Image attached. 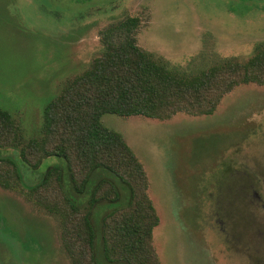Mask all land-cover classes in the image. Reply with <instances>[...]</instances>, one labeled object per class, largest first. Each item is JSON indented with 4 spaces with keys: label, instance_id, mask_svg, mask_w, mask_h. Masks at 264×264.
I'll return each mask as SVG.
<instances>
[{
    "label": "rangeland",
    "instance_id": "obj_1",
    "mask_svg": "<svg viewBox=\"0 0 264 264\" xmlns=\"http://www.w3.org/2000/svg\"><path fill=\"white\" fill-rule=\"evenodd\" d=\"M35 1L21 14L16 1L0 0V106L27 136L40 131L44 107L64 81L103 50L100 31L127 16L140 17L142 47L182 70L245 58L264 42V0H60L61 10L84 14L58 24L37 14ZM103 121L145 164L161 217L154 244L162 264H264V85L238 86L211 115L107 113ZM62 161L48 157L37 174L20 166L28 181ZM110 207L95 211L97 226ZM0 264H71L56 217L1 187Z\"/></svg>",
    "mask_w": 264,
    "mask_h": 264
},
{
    "label": "trees",
    "instance_id": "obj_2",
    "mask_svg": "<svg viewBox=\"0 0 264 264\" xmlns=\"http://www.w3.org/2000/svg\"><path fill=\"white\" fill-rule=\"evenodd\" d=\"M140 26V17L127 16L101 30L103 50L64 81L44 107L38 133L27 136L20 119L0 106V152L15 150L0 153V187L56 217L71 264H162L149 174L124 135L104 123L105 114L211 115L238 86L264 85V42L245 58L182 70L140 45ZM50 156L63 161L27 181L20 162L37 174ZM109 205L97 226L95 211Z\"/></svg>",
    "mask_w": 264,
    "mask_h": 264
},
{
    "label": "flooded vegetation",
    "instance_id": "obj_3",
    "mask_svg": "<svg viewBox=\"0 0 264 264\" xmlns=\"http://www.w3.org/2000/svg\"><path fill=\"white\" fill-rule=\"evenodd\" d=\"M12 2H15L16 1V4L14 5V9L20 11V13L22 14L23 11L22 9L25 8V7H29V6H35L34 4L36 3L35 0H11ZM57 2H54L53 0H41L42 4L40 6V11L38 12L37 9V14L39 13L42 17H46V18H49L52 23H61V22H68V21H71L73 22L74 20H79L80 17L84 14L82 13V9L78 12H75V11H68V9H65L63 8V10H61V6H55L58 5V2L61 3L60 0H55ZM89 0H74L73 1V4H76V5H82V3H85V2H88ZM54 2V4L52 3ZM64 2V1H63ZM72 4V5H73ZM71 15H69V13ZM19 13V12H18ZM68 13V14H67ZM19 16V15H17ZM36 22L35 23H40V21L36 18ZM42 26H41V30H44V28H48L49 29V25H47L45 22H42ZM34 24V23H33ZM45 26V27H43ZM40 32V30H39ZM41 33H44V32H41ZM47 33V32H46ZM44 33V34H46ZM101 33V31H100ZM102 42V40H101ZM103 44V43H102Z\"/></svg>",
    "mask_w": 264,
    "mask_h": 264
}]
</instances>
